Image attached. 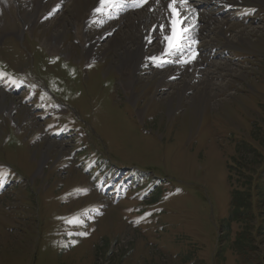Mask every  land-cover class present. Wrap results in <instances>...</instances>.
<instances>
[{"label":"rangeland","instance_id":"rangeland-1","mask_svg":"<svg viewBox=\"0 0 264 264\" xmlns=\"http://www.w3.org/2000/svg\"><path fill=\"white\" fill-rule=\"evenodd\" d=\"M69 2L33 28L16 15L17 1L0 5V169L17 171L0 184V264H264V185L252 213L230 220L233 183L255 170V186L264 182V7L190 1L233 32L216 35L211 25L207 45L184 39L172 48L187 54L180 65L207 55L200 71L211 97L168 104L162 99L182 88V71L156 86L172 61H146L140 85L125 89L121 50L107 45L122 38L119 26L96 55L85 54ZM114 8L119 19L130 13ZM94 24L84 42L110 28ZM52 36L57 46L47 43ZM14 71L19 87L4 85ZM236 162L247 177L238 183Z\"/></svg>","mask_w":264,"mask_h":264},{"label":"bare ground","instance_id":"bare-ground-1","mask_svg":"<svg viewBox=\"0 0 264 264\" xmlns=\"http://www.w3.org/2000/svg\"><path fill=\"white\" fill-rule=\"evenodd\" d=\"M28 1L29 3H25V6L18 2V16L21 18L24 25L27 24L33 28L41 24L47 15L57 8L58 5L60 6L61 2L64 0ZM190 1L191 0H70L68 6L69 12H72V15H74L72 25L78 31L77 36L82 41L84 52H87L85 54L96 55L97 51H94V48L99 40L103 39L113 28L119 26L118 28H120L119 32H122V38H116L114 35L107 41V45L110 47L114 46L117 50L120 48L121 50L120 53L117 54V57L121 71L125 76L121 79L122 86L125 89L130 87L133 89L134 82L136 81L139 83L140 80H142L138 77L141 68L147 65L146 61L152 63L151 61L154 59L165 57V63H170V61H172V64H170L171 66H168L169 68L166 70L164 69V73L156 79V86H161L166 83L167 79L177 77L181 71L185 77L182 78V88L176 93L167 94V97H164L162 102L165 100L168 104H184L189 100L191 103H205L211 97V89L207 90L211 88V84L207 81V76H203V72L200 71V68L205 64V62L202 61L205 60V56L207 55L205 54L204 58L201 60V54H193L188 56V62L186 61L185 64L183 63L184 65H180L187 57V54L184 53L181 57H178L179 53L177 51L173 52L172 48L174 46L183 45L185 42L181 43L180 40L184 39L186 42L191 40L197 41L199 39L203 41L202 39H204V44L207 45L208 39H206L207 34L205 35V32L210 33L214 30L213 27L211 28V25L217 28L214 34L228 37V35L233 32L230 28V24L232 23L217 18L216 15L219 13L210 12L208 10L199 11L197 4H191L192 2L190 3ZM196 1L198 0H194V2ZM203 1L208 3L212 0ZM224 1L226 0H215L214 3H221ZM246 1L261 4L264 7V0ZM1 2L9 6L12 5L14 1L0 0V5L3 6L4 4ZM112 5H115L114 9L116 10L118 9L117 7H119V11L128 10L127 12L130 13L125 14L119 19L120 16L118 17V14H113V11H110ZM26 7L32 8L27 11ZM61 16L57 18L56 24H60L59 27L65 28V26L62 25L64 24V20ZM92 23H107L108 25L110 24V28L104 29L102 32H99L98 35H94L93 38L91 37L90 39H88L89 36L87 35L88 37H85L84 42L81 37H83V35L85 36V32H88L87 26H90ZM59 32H61V30H59ZM237 32L243 37L241 30ZM16 35H19V33ZM126 35L127 37L123 38ZM46 41L53 46H57L60 40L57 36H52ZM204 44L202 46H204ZM184 48L194 49L192 43H187ZM179 58L182 59L177 61ZM190 70H193V74L189 77L187 73ZM210 73L211 72H208L204 75H210ZM187 77L189 79H187ZM193 81L197 82L195 83ZM200 84H204V90L199 91L200 89L197 86ZM190 89L194 90V92L186 96L185 93ZM146 92L148 93L149 89H147ZM146 92L144 95H146ZM5 96L6 94L0 93L2 100L5 99ZM140 97H143V95ZM158 102L161 101L158 100ZM3 108H7L8 110L12 109L13 106L10 105Z\"/></svg>","mask_w":264,"mask_h":264},{"label":"trees","instance_id":"trees-1","mask_svg":"<svg viewBox=\"0 0 264 264\" xmlns=\"http://www.w3.org/2000/svg\"><path fill=\"white\" fill-rule=\"evenodd\" d=\"M242 146H246V144H243ZM246 147H247L248 151L245 149V147H243L245 152H248V153L254 152V150L251 149L250 147H248V146H246ZM255 150H257L256 152H259V149L256 148ZM260 155H262L261 152H260ZM241 164H242L241 162H236V165H237L238 170H239V172H238L239 174L235 173V175L238 179L237 183L239 182V180H241L243 178L245 179V177H246V176H243V166ZM10 169H11V167H10ZM10 169H7L4 173H1L2 170H0V183L5 182L11 176H13V178H14L15 172H12ZM259 169L264 171V157L261 159V167L258 168L257 170H259ZM229 170H230V168H229ZM230 173H231V170H230ZM255 174L257 176L256 170L253 173V176H251V178H249V179H247V177H246V179L248 181L244 180V182H242V184L238 183V185L235 186V184L233 183L231 190H230V211L233 210L234 217L233 216L230 217L231 221H233L234 218L239 219V216H241V215H247L248 213H252V210H253L252 209V205H253L252 203H254V198H255V194H256L254 192V190L256 192L261 191V189H262L261 185H264V182H263V184H258L255 186V183H254V175ZM75 219H76V216L71 217L72 221L73 220L75 221ZM244 245H247V244L246 243L244 244V242L240 243V246H244ZM240 250H242V248H240Z\"/></svg>","mask_w":264,"mask_h":264}]
</instances>
